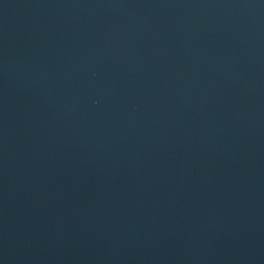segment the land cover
Masks as SVG:
<instances>
[{
    "label": "water",
    "instance_id": "obj_1",
    "mask_svg": "<svg viewBox=\"0 0 264 264\" xmlns=\"http://www.w3.org/2000/svg\"><path fill=\"white\" fill-rule=\"evenodd\" d=\"M0 264H264V0H0Z\"/></svg>",
    "mask_w": 264,
    "mask_h": 264
}]
</instances>
